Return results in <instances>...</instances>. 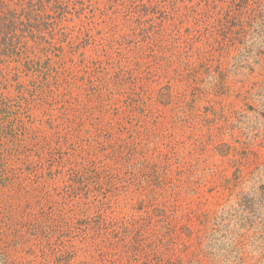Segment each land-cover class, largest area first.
Wrapping results in <instances>:
<instances>
[{
	"label": "rangeland",
	"instance_id": "obj_1",
	"mask_svg": "<svg viewBox=\"0 0 264 264\" xmlns=\"http://www.w3.org/2000/svg\"><path fill=\"white\" fill-rule=\"evenodd\" d=\"M67 11L0 87V264H264V0Z\"/></svg>",
	"mask_w": 264,
	"mask_h": 264
},
{
	"label": "trees",
	"instance_id": "obj_2",
	"mask_svg": "<svg viewBox=\"0 0 264 264\" xmlns=\"http://www.w3.org/2000/svg\"><path fill=\"white\" fill-rule=\"evenodd\" d=\"M68 5L69 0H0V87L7 86L9 72L19 74V65L27 71H37L40 59L35 57V48L51 47L56 33L53 25H59L52 21L51 11L59 10L61 18L68 12ZM42 49L47 52L49 48ZM12 61L20 64L10 67ZM0 103L6 102L0 98Z\"/></svg>",
	"mask_w": 264,
	"mask_h": 264
}]
</instances>
